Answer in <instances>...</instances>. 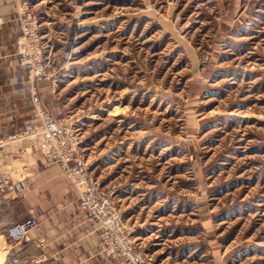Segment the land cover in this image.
<instances>
[{"label":"rangeland","instance_id":"1","mask_svg":"<svg viewBox=\"0 0 264 264\" xmlns=\"http://www.w3.org/2000/svg\"><path fill=\"white\" fill-rule=\"evenodd\" d=\"M13 1V56L34 59L19 52L27 3L51 76L38 82H50L45 107L136 264H264V0ZM4 251L0 264H22Z\"/></svg>","mask_w":264,"mask_h":264},{"label":"crops","instance_id":"2","mask_svg":"<svg viewBox=\"0 0 264 264\" xmlns=\"http://www.w3.org/2000/svg\"><path fill=\"white\" fill-rule=\"evenodd\" d=\"M16 25L14 1L0 0V174L9 184L0 194L1 257L10 252L22 264H123L101 252V240L91 233L61 166L40 156L43 131L30 106L33 84L11 50ZM49 85L36 87L43 104L52 93ZM28 124L33 133L26 131ZM27 216L38 218L39 230L30 232L29 242H11L4 228Z\"/></svg>","mask_w":264,"mask_h":264},{"label":"built area","instance_id":"3","mask_svg":"<svg viewBox=\"0 0 264 264\" xmlns=\"http://www.w3.org/2000/svg\"><path fill=\"white\" fill-rule=\"evenodd\" d=\"M18 22L21 27L18 41L22 43L19 46V52L32 59L34 56L33 61L23 58L21 63L26 67L33 83L34 91L30 95V104L43 131V136L37 141L40 156L61 166L64 175L77 192L78 205L86 220L93 224V231L102 232V237H100L103 238L101 240L103 244L111 247L110 250L115 254L124 256L129 259L130 263L136 264L140 261L139 254L128 239L119 215L100 208V202L106 203L107 199L99 202L97 186L88 175L84 158L77 150V142L69 132L67 123L64 119L55 118L41 102L35 83L50 79L51 76L48 72V65H43L41 62L40 50L33 48L36 42L34 30L37 22L34 12L27 3H22L19 6ZM31 31L34 33L32 34ZM64 56H69V54L65 53ZM27 127L29 130H34L32 125L28 124ZM0 179H3L1 174ZM39 225L38 218L27 216L8 225L5 231L6 236L15 244L29 242L30 232L38 230Z\"/></svg>","mask_w":264,"mask_h":264},{"label":"bare ground","instance_id":"4","mask_svg":"<svg viewBox=\"0 0 264 264\" xmlns=\"http://www.w3.org/2000/svg\"><path fill=\"white\" fill-rule=\"evenodd\" d=\"M20 6V5H19ZM18 9H19V7H18ZM17 14H18V11H17ZM68 57V56H67ZM41 62H42V64L44 65V62H43V60L41 59ZM26 77H27V79L31 82V80H30V78H29V74H28V71L26 72ZM32 83V82H31ZM33 84V83H32ZM43 104V103H42ZM43 106H45L44 104H43ZM59 119H62V118H59ZM39 230V229H38Z\"/></svg>","mask_w":264,"mask_h":264}]
</instances>
